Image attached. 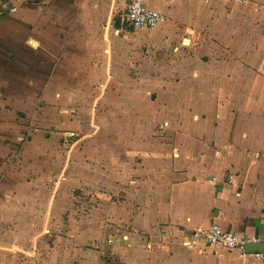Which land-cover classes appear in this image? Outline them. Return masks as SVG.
<instances>
[{
	"label": "crops",
	"instance_id": "1",
	"mask_svg": "<svg viewBox=\"0 0 264 264\" xmlns=\"http://www.w3.org/2000/svg\"><path fill=\"white\" fill-rule=\"evenodd\" d=\"M159 6L164 20L155 29L134 30L117 20L124 0H0V165L26 116L59 104L60 91L70 90L77 109L70 123L84 111L88 130L108 115L91 117L83 107L92 100L82 98L97 94L95 105L102 88L118 90L112 80L131 70L129 59L132 73L162 74L130 78L148 92L119 101L129 112L115 122L134 131L126 145L106 146L111 165L70 168L73 181L99 190L97 231L58 182L42 199L0 177V264H264V255L254 257L262 247L183 243L195 226L214 223L238 237L264 236V0ZM23 148L25 158L43 154L32 142ZM58 195L70 205L56 204ZM21 211L15 224L5 221Z\"/></svg>",
	"mask_w": 264,
	"mask_h": 264
},
{
	"label": "rangeland",
	"instance_id": "2",
	"mask_svg": "<svg viewBox=\"0 0 264 264\" xmlns=\"http://www.w3.org/2000/svg\"><path fill=\"white\" fill-rule=\"evenodd\" d=\"M144 2L157 10H160L161 8L159 6L161 4V0H144ZM117 11L112 12V17H114ZM133 34H136V32L133 31ZM122 35H126L124 31L120 36ZM154 64H161L160 59H154ZM126 65L131 70H129L127 74L123 75L118 82L114 79L112 80L111 85H120L118 90H112L109 88L104 90V88H102L101 94L104 93V95L99 102H96L95 105L93 100L97 94L92 93L90 97L86 99L82 98L81 105H84L83 100L86 101L89 99V101H93L89 102L88 105L85 104L83 107L87 111H90L89 115L91 117L94 113H107L108 120H106L105 123L97 122V119L95 118L94 122H89V125L87 126L89 128L88 130L87 128L86 130H81L80 125L82 124V118H80V115L84 114V111L77 116V123H70V120L72 121V119H75L70 118V115L71 117L75 116V114L70 111V108H72L73 112L75 111L76 113L77 109L70 107V90L65 89L64 92L62 90L60 91V94L63 97L60 98L59 104L51 106L50 108H44L40 116H34V114H28V116H26V124L24 125L27 126L23 129L24 133H21L18 140L15 141L14 150L12 149V151L6 153L5 156L2 157L3 165H0V177L10 179V181H16L15 183L21 184V186L24 185L23 187L20 186L21 188H18L19 191H25L27 193H32L33 195L38 193V196L42 199H45L54 188V185H52L51 182H58V189L61 193L69 191V194L71 193L78 196L76 198L77 200L74 201L73 204H77L78 213L83 212L85 215H91V218H88V220L96 225V231L97 226L99 225L97 207L99 190L93 191L92 186L80 185L81 183L73 181L70 176V168L77 167L78 165V167L81 168L82 165H86L88 167L90 166L89 168L93 171L92 169L105 163L109 167L111 164L108 161V158L111 157V155L109 154L106 146H115L117 141L120 145H126L127 141H131L128 135L131 130L132 132L134 131V126L131 128L132 122H126L123 120L119 123V125L126 131V136H124L125 138L117 139L116 136L117 131L119 130V125L115 122L116 120L114 117H116V114L119 115L125 110L129 112V109L126 108L125 104L122 105L119 101L127 99V97L130 96L131 91L139 92L141 98L143 96L146 97L148 92V90H144L142 85L140 88L138 85L139 89L136 88L137 85L135 84V86L132 87L131 84L133 83L130 81V78L155 80L162 76L161 73H149L148 71L141 72L139 74H137V72H130L132 71L130 59L126 62ZM82 93L83 92L81 91L80 96ZM155 94H157V91ZM116 100H118L117 103ZM117 117L120 118L121 116ZM94 125L100 126V130H98V128L96 129ZM94 129L95 131L97 130L95 133L96 135L91 134L92 136H85L86 133L90 134L91 130ZM134 134L136 133L134 132ZM141 139L143 140V138L140 137V143H142ZM29 142H32L33 147L43 149V154H39L37 156H27V158H25V156H20L22 155L24 145ZM100 149H103V151L106 150L107 153L103 152V154H100ZM139 156V154L128 155V157L133 159L138 158ZM46 161H49L48 167L45 165ZM26 162L27 165H25ZM39 166L40 168H38ZM35 183L37 185H34ZM88 189L92 191L88 193ZM84 191L85 195H80V193ZM14 192H17V190H14ZM57 203H67L70 205V198L67 202L65 196L58 195V198L56 199V204ZM23 214L24 213L21 211L20 213H15L14 215H6L7 218H5V221L15 224V220H19ZM2 221L4 220L0 217V222ZM108 224L114 225V223L109 220ZM111 230H113V227L109 228L108 231ZM94 236L96 237L97 235L95 234Z\"/></svg>",
	"mask_w": 264,
	"mask_h": 264
},
{
	"label": "built area",
	"instance_id": "3",
	"mask_svg": "<svg viewBox=\"0 0 264 264\" xmlns=\"http://www.w3.org/2000/svg\"><path fill=\"white\" fill-rule=\"evenodd\" d=\"M116 17L120 24L134 30H152L164 20L162 13L146 7L142 0H124L123 10ZM198 242H203L215 249L238 250L243 253L246 245L264 246V236L246 235L238 237L235 233L226 231L214 223L208 227L197 225L183 237V243L186 246H192ZM263 255L264 252L254 253L256 258Z\"/></svg>",
	"mask_w": 264,
	"mask_h": 264
},
{
	"label": "water",
	"instance_id": "4",
	"mask_svg": "<svg viewBox=\"0 0 264 264\" xmlns=\"http://www.w3.org/2000/svg\"><path fill=\"white\" fill-rule=\"evenodd\" d=\"M259 247H262V252L264 251L263 245H246L244 247V252H250L251 250L259 251Z\"/></svg>",
	"mask_w": 264,
	"mask_h": 264
}]
</instances>
